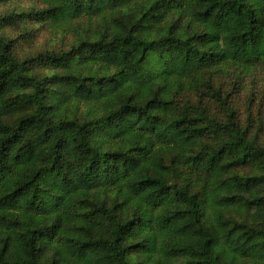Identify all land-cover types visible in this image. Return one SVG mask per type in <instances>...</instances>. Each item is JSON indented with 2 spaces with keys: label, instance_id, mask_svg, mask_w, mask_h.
<instances>
[{
  "label": "trees",
  "instance_id": "trees-1",
  "mask_svg": "<svg viewBox=\"0 0 264 264\" xmlns=\"http://www.w3.org/2000/svg\"><path fill=\"white\" fill-rule=\"evenodd\" d=\"M41 1L0 17V264H264V143L214 80L264 73V0ZM21 17L100 28L19 56Z\"/></svg>",
  "mask_w": 264,
  "mask_h": 264
},
{
  "label": "rangeland",
  "instance_id": "rangeland-1",
  "mask_svg": "<svg viewBox=\"0 0 264 264\" xmlns=\"http://www.w3.org/2000/svg\"><path fill=\"white\" fill-rule=\"evenodd\" d=\"M41 0H0V17L4 14H24L44 8ZM79 28L68 26L58 27L53 24H39L28 18H18L13 25L5 28L4 34L16 40V53L19 56L33 55L42 51H66L87 30H99L100 26L87 23L86 19L79 22ZM42 72H47L42 69ZM217 73L215 83L222 92L230 97L237 114V120L246 124L248 121L252 131L257 132L259 140L264 143V73ZM215 112V109H213Z\"/></svg>",
  "mask_w": 264,
  "mask_h": 264
}]
</instances>
